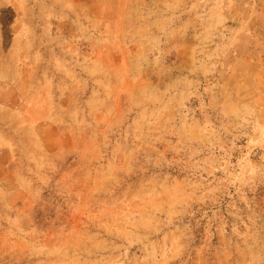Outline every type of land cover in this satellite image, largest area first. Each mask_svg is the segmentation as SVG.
<instances>
[{"label":"rangeland","instance_id":"obj_1","mask_svg":"<svg viewBox=\"0 0 264 264\" xmlns=\"http://www.w3.org/2000/svg\"><path fill=\"white\" fill-rule=\"evenodd\" d=\"M0 264H264V0H0Z\"/></svg>","mask_w":264,"mask_h":264}]
</instances>
